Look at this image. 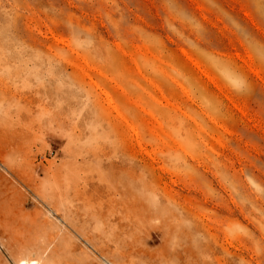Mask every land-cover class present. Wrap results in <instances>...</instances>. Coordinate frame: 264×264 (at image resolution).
<instances>
[{
	"label": "rangeland",
	"instance_id": "374dc122",
	"mask_svg": "<svg viewBox=\"0 0 264 264\" xmlns=\"http://www.w3.org/2000/svg\"><path fill=\"white\" fill-rule=\"evenodd\" d=\"M0 264H264V0H0Z\"/></svg>",
	"mask_w": 264,
	"mask_h": 264
}]
</instances>
